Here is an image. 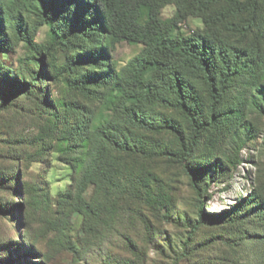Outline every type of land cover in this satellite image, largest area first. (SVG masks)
<instances>
[{
  "label": "rangeland",
  "instance_id": "1",
  "mask_svg": "<svg viewBox=\"0 0 264 264\" xmlns=\"http://www.w3.org/2000/svg\"><path fill=\"white\" fill-rule=\"evenodd\" d=\"M166 4L161 34L196 38L206 28L175 4L168 18ZM257 22L244 41L258 53L255 74L244 68L232 78L220 118L189 159L200 196L184 159L113 148L150 134L129 100L150 79L141 65L150 48L124 41L102 50L104 23L81 0H0V264H264V0ZM23 82L35 85L28 96ZM143 106L148 122L174 120L189 139L188 122L159 94ZM153 137L183 153L176 134ZM105 147L128 164L127 192L91 186L80 202L76 180ZM148 173L150 190L138 181Z\"/></svg>",
  "mask_w": 264,
  "mask_h": 264
},
{
  "label": "trees",
  "instance_id": "2",
  "mask_svg": "<svg viewBox=\"0 0 264 264\" xmlns=\"http://www.w3.org/2000/svg\"><path fill=\"white\" fill-rule=\"evenodd\" d=\"M81 1L92 12V20L101 19L104 23L106 47L103 45L102 50L114 49L118 43L124 41L141 43L150 48V53L141 63L143 71L150 73V79L145 83L140 81L139 83L143 84L134 86V93L129 97L130 110L138 116L141 128L150 134H143L142 141H135L133 147L127 145L128 143L123 145L121 142H116L117 147L113 148L119 152L146 155L150 158L172 155L184 159L185 168L192 176L193 186L202 196L199 173L191 166L189 159L204 132L220 118L219 107L232 78L244 68H249L255 74L259 64L258 53L251 46L244 45V41L258 23L257 13L261 7V0ZM166 1L175 4L178 13L185 18L189 15L201 17L206 25L204 31L196 38L185 36L176 38L161 34L157 21L161 4ZM244 16L251 19L246 25H241L244 33H239L236 31V26L240 27L239 19ZM232 19L233 23L230 22ZM40 75L37 76V81H40ZM160 81L163 82L161 88ZM198 84L201 86L199 87ZM116 86L120 84L117 82ZM34 87L31 82H23L20 88L28 96ZM156 94L160 95L163 103L177 110L188 122L190 137L187 141L183 137L182 127L174 120L166 119L165 124L159 125L146 120L147 113L143 104L147 97ZM164 131L179 137L183 147L181 155L164 147L157 138L153 137V133ZM127 165L107 147L95 153L91 163L76 180L80 202L84 203V194L91 186L105 189L107 195L114 187H118L117 190L125 194L127 189L121 182L132 179L131 175L127 174ZM145 177L146 179L138 178V181L143 182V185L150 190L155 175L148 173ZM129 193L139 196V191L135 187ZM147 196L146 192L144 198L151 204L154 201L153 196L151 194V198ZM106 207L102 204L100 210L104 211ZM127 240L134 261L141 263L144 256L141 246L132 238L128 237ZM115 264L131 263L118 260Z\"/></svg>",
  "mask_w": 264,
  "mask_h": 264
},
{
  "label": "clouds",
  "instance_id": "3",
  "mask_svg": "<svg viewBox=\"0 0 264 264\" xmlns=\"http://www.w3.org/2000/svg\"><path fill=\"white\" fill-rule=\"evenodd\" d=\"M174 10H175L174 4H166L162 11L164 15L168 16V18H171V13L174 12Z\"/></svg>",
  "mask_w": 264,
  "mask_h": 264
}]
</instances>
